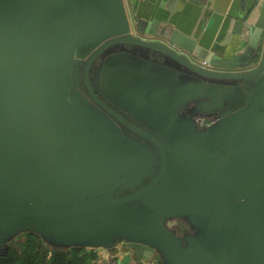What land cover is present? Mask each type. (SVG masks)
<instances>
[{"label":"water","instance_id":"water-1","mask_svg":"<svg viewBox=\"0 0 264 264\" xmlns=\"http://www.w3.org/2000/svg\"><path fill=\"white\" fill-rule=\"evenodd\" d=\"M253 12L215 59L126 0H0L1 264L26 234L51 262L264 264V0Z\"/></svg>","mask_w":264,"mask_h":264},{"label":"crops","instance_id":"crops-1","mask_svg":"<svg viewBox=\"0 0 264 264\" xmlns=\"http://www.w3.org/2000/svg\"><path fill=\"white\" fill-rule=\"evenodd\" d=\"M262 1L126 0L128 9L133 16L145 20L160 18L163 21L172 23L182 32L195 38L202 48L214 52L215 59L219 55H223L225 59H230L243 50L245 44L239 41L240 36L238 34H234L230 41H228L227 36H229L232 29H236L235 25L240 24L239 21L250 14L254 8L252 17L247 20L248 24L253 23L259 16ZM244 24L246 26V22ZM99 255V263H110L108 253L99 252ZM154 264H157V262Z\"/></svg>","mask_w":264,"mask_h":264},{"label":"trees","instance_id":"trees-1","mask_svg":"<svg viewBox=\"0 0 264 264\" xmlns=\"http://www.w3.org/2000/svg\"><path fill=\"white\" fill-rule=\"evenodd\" d=\"M41 243V239L35 234L24 235V240L18 247L10 245L4 264H102L99 263L97 252L82 248L59 250L55 260L51 262L50 249L46 247L41 250Z\"/></svg>","mask_w":264,"mask_h":264},{"label":"flooded vegetation","instance_id":"flooded-vegetation-1","mask_svg":"<svg viewBox=\"0 0 264 264\" xmlns=\"http://www.w3.org/2000/svg\"><path fill=\"white\" fill-rule=\"evenodd\" d=\"M102 61V58L99 57L98 62L100 63ZM95 68H93L94 70ZM93 76V73H90V77ZM81 92L85 95L86 99H89L91 101V103L100 111H102L103 113H106L104 110H102L95 102H93V100H91L85 86L83 85L82 87H80ZM119 94L120 92L117 91ZM97 95L99 96V98L109 107L115 109V108H119L123 111L122 107L120 105H116V99L112 98L108 95V93H100L98 92ZM125 118L127 119V121H129L130 123H132L133 125L139 123L138 121L135 120L134 116L132 115H126ZM114 123L117 124L118 128H119V133L120 135L123 136V139L125 140V138H128L127 136L131 137V138H135L134 140H137L139 142H143V139H140V137H138L135 133H133L132 131H130L128 128H126L125 126H123L122 124H120L119 122H117L116 120L113 121ZM204 123V122H203ZM130 139V138H129Z\"/></svg>","mask_w":264,"mask_h":264},{"label":"rangeland","instance_id":"rangeland-1","mask_svg":"<svg viewBox=\"0 0 264 264\" xmlns=\"http://www.w3.org/2000/svg\"><path fill=\"white\" fill-rule=\"evenodd\" d=\"M215 67H216L217 69L221 68V67H218V66H215ZM224 69H227V68H224ZM64 108H65V107H64ZM79 109H80V108H79ZM69 110H70L69 107H67L66 109H63V113H64V114H63L62 118L68 117V115H69ZM80 111H81V114H83V116H90V115L92 114V111L90 110V108H87L86 110H82V109H80ZM23 240H24V237H23V235H22V236L17 237L15 240H13L12 243H14V242L21 243ZM10 244H11V243H10ZM11 246H12V244H11ZM47 246H48V245H47ZM48 247H49V246H48ZM49 248H51V247H49ZM45 249H46V247H45ZM45 249H43V250H45ZM98 255H99V253H98ZM99 258H100V255H99ZM116 261H117L118 264H132V263H130L129 261L125 260L123 257H121V258H117Z\"/></svg>","mask_w":264,"mask_h":264},{"label":"built area","instance_id":"built-area-1","mask_svg":"<svg viewBox=\"0 0 264 264\" xmlns=\"http://www.w3.org/2000/svg\"><path fill=\"white\" fill-rule=\"evenodd\" d=\"M196 62H197V61H196ZM198 62H199V63H198ZM198 62H197V63H198L199 65L203 66V67H209L204 61H199V60H198ZM109 264H118V263H117L116 260H113V261H111Z\"/></svg>","mask_w":264,"mask_h":264},{"label":"bare ground","instance_id":"bare-ground-1","mask_svg":"<svg viewBox=\"0 0 264 264\" xmlns=\"http://www.w3.org/2000/svg\"><path fill=\"white\" fill-rule=\"evenodd\" d=\"M157 262V264H162L160 261H156Z\"/></svg>","mask_w":264,"mask_h":264}]
</instances>
